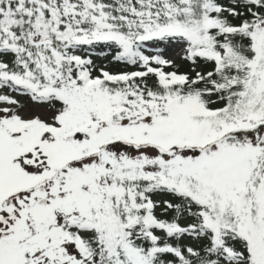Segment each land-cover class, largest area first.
Returning <instances> with one entry per match:
<instances>
[{
  "label": "snow or ice",
  "instance_id": "snow-or-ice-1",
  "mask_svg": "<svg viewBox=\"0 0 264 264\" xmlns=\"http://www.w3.org/2000/svg\"><path fill=\"white\" fill-rule=\"evenodd\" d=\"M0 264H264V0H0Z\"/></svg>",
  "mask_w": 264,
  "mask_h": 264
}]
</instances>
